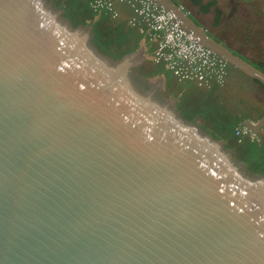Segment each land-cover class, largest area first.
I'll return each mask as SVG.
<instances>
[{
    "label": "water",
    "instance_id": "water-1",
    "mask_svg": "<svg viewBox=\"0 0 264 264\" xmlns=\"http://www.w3.org/2000/svg\"><path fill=\"white\" fill-rule=\"evenodd\" d=\"M140 61L103 54L92 25L50 0H0V264H264V174L184 118ZM243 124L264 138V114Z\"/></svg>",
    "mask_w": 264,
    "mask_h": 264
},
{
    "label": "trees",
    "instance_id": "trees-1",
    "mask_svg": "<svg viewBox=\"0 0 264 264\" xmlns=\"http://www.w3.org/2000/svg\"><path fill=\"white\" fill-rule=\"evenodd\" d=\"M50 1L63 10L64 16L74 26L87 24V21L91 20L94 45L113 60L134 52L138 48L141 38L144 37V33L141 31L143 24H132L129 22L130 20L121 18L115 7L116 16L112 17L109 13L102 11L99 13L98 18L93 21L97 12L91 7L92 0ZM149 65L147 69L139 66L136 70L144 77H152L163 73L166 76V89L172 91L173 96L177 98L176 105L184 118L197 123L214 136L226 140V146L245 163L251 172L264 174V138L259 135L257 139H251L243 134L235 135L236 129L244 126L242 123L243 118H234L225 114L224 110L212 101L211 96L206 93L204 90L206 87L198 85L193 80H178L175 76L176 82H173L171 74L168 72L170 70L167 69V71L163 63L152 62ZM227 74L228 66L226 78ZM223 84L214 83L207 90ZM201 103L204 106L202 108ZM254 108L256 109L255 106ZM263 114L261 112L254 116L255 121H258ZM245 118L248 119L249 117Z\"/></svg>",
    "mask_w": 264,
    "mask_h": 264
},
{
    "label": "built area",
    "instance_id": "built-area-1",
    "mask_svg": "<svg viewBox=\"0 0 264 264\" xmlns=\"http://www.w3.org/2000/svg\"><path fill=\"white\" fill-rule=\"evenodd\" d=\"M134 14L132 24H143L144 39L152 44L151 60L163 63L178 80H193L198 85L211 87L223 84L228 61L205 46L199 36L186 29L176 14L155 0H122ZM91 7L97 13L117 15L114 0H92ZM247 135L257 139L258 134L249 126L236 129L235 135Z\"/></svg>",
    "mask_w": 264,
    "mask_h": 264
},
{
    "label": "crops",
    "instance_id": "crops-1",
    "mask_svg": "<svg viewBox=\"0 0 264 264\" xmlns=\"http://www.w3.org/2000/svg\"><path fill=\"white\" fill-rule=\"evenodd\" d=\"M178 6L183 7L185 13H187V15L197 24V18L200 19L199 13L194 12L191 8H187L186 6ZM114 7L117 9V12L121 18L126 20L128 19L129 21L133 17V10L122 0H114ZM98 15L99 13L95 14L93 21L98 18ZM90 22L91 20H88L87 24H90ZM137 49L140 50V55L142 54L141 60H143V58L150 59L152 44L149 41L142 37ZM233 49L234 52H232L234 55L243 59L255 68L264 71V49H260L263 53L261 56H258V58L256 57L257 55H255L256 53H254L253 50H248L245 47H240L237 45L234 46ZM168 72L171 74V80L176 82L174 75L170 71ZM162 77L163 81L166 83V76ZM207 89L209 88H204L206 93L211 96L212 101L220 106L224 110L225 114L234 118H243L242 123L246 121L245 117L251 118L252 120L248 118L250 121H255L254 116H257L261 112L264 113V82L257 78L251 77L245 71L230 63H228V74L225 83L223 85L214 87L211 90ZM202 104L203 103H201V108L204 107ZM200 121L202 122L201 119ZM262 131L264 132V125L262 127ZM214 137L221 140L226 145V140L221 137Z\"/></svg>",
    "mask_w": 264,
    "mask_h": 264
},
{
    "label": "rangeland",
    "instance_id": "rangeland-1",
    "mask_svg": "<svg viewBox=\"0 0 264 264\" xmlns=\"http://www.w3.org/2000/svg\"><path fill=\"white\" fill-rule=\"evenodd\" d=\"M173 1L177 5L187 6L199 13L203 24L209 30L218 31L219 35L233 47L239 45L248 50H253L257 58L262 55L264 49V0ZM144 59L147 60V58H143V61ZM162 76L165 77L163 73L152 77L160 85L164 83L163 93L167 97H175L172 91L166 89L167 86ZM255 122L251 121L252 124Z\"/></svg>",
    "mask_w": 264,
    "mask_h": 264
},
{
    "label": "flooded vegetation",
    "instance_id": "flooded-vegetation-1",
    "mask_svg": "<svg viewBox=\"0 0 264 264\" xmlns=\"http://www.w3.org/2000/svg\"><path fill=\"white\" fill-rule=\"evenodd\" d=\"M173 1V0H172ZM174 2V1H173ZM175 3V2H174ZM176 4V3H175ZM177 5V4H176ZM180 7V6H179ZM187 7V6H186ZM182 10H184V8L183 7H180ZM188 8V7H187ZM192 12V11H191ZM197 20L198 21H196L197 22V25L202 29V30H204L209 36H211V37H213V39H215L217 42H220L221 44H223L224 46H226L227 48H229L231 51H233L234 52V49H233V46L226 40V39H224V38H222L220 35H219V32L218 31H214V30H209L208 28H207V26H205L204 24H203V22L200 20V19H198L197 18ZM210 33V34H209ZM150 63H152V61L150 60V59H147V60H145L144 59V61L143 60H141V62L139 63V65L137 66V67H139V66H143L145 69H147L148 68V66H150L149 64ZM143 68V69H144Z\"/></svg>",
    "mask_w": 264,
    "mask_h": 264
},
{
    "label": "bare ground",
    "instance_id": "bare-ground-1",
    "mask_svg": "<svg viewBox=\"0 0 264 264\" xmlns=\"http://www.w3.org/2000/svg\"><path fill=\"white\" fill-rule=\"evenodd\" d=\"M120 66H121V69L125 71H126V67H128L127 63H122Z\"/></svg>",
    "mask_w": 264,
    "mask_h": 264
}]
</instances>
